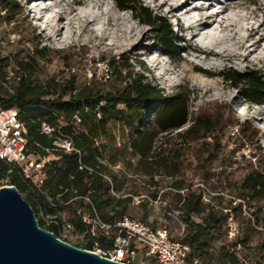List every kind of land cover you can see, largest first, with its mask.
Returning <instances> with one entry per match:
<instances>
[{
  "label": "rangeland",
  "instance_id": "rangeland-1",
  "mask_svg": "<svg viewBox=\"0 0 264 264\" xmlns=\"http://www.w3.org/2000/svg\"><path fill=\"white\" fill-rule=\"evenodd\" d=\"M17 1L20 13L3 11L0 18V54L9 57V85H14L16 76L23 72L21 60L28 62L26 74L32 72L37 82L74 76L83 85L94 78L108 77L109 61L124 55L150 86L141 100L122 104L120 114L111 122L117 135V150L104 156L96 148L87 152L88 165L82 167L80 175L69 176L45 197L38 195L37 188L44 178L43 171H23L35 188L28 185L27 192L21 194L36 201L34 211L41 227L58 231L56 221L60 222V215H56L54 204L63 191L65 202L75 191L93 192L91 197L105 214H109L116 201H121V210H117L121 215L129 214L153 227H165L172 238L184 239L187 225L179 210L180 191L172 183L182 180L196 189L204 182L199 164L205 154L208 122L200 113L202 108L216 101L227 102L241 121L250 119L255 123L264 145V105L247 99L241 88L231 85L223 76L230 69L264 74V0L256 4L251 0H140L155 15L171 23L178 41L175 59L159 46L153 27L135 18L130 10L120 9L115 0ZM205 6L210 9H204ZM56 14L63 19L53 24L51 20L58 17ZM208 15L217 19L215 24H202ZM211 33L216 40H212ZM44 46V58H29ZM190 46H211L229 56L204 54L197 58ZM186 61L204 65L209 74L189 79ZM231 132L237 133L232 128ZM148 133L151 136L144 138ZM234 147V140L224 136L211 168L213 180L223 190V197L217 202L224 206L236 196L239 183L250 171V147L233 156ZM52 154L54 157L49 158ZM32 159L50 163L58 157L51 152ZM9 173L10 170H0V187L9 184ZM105 176L112 178L116 194ZM204 200L208 202L210 198ZM249 206L256 218L239 217L240 234L230 237L237 243L232 251L244 264L264 263V200ZM192 215L200 220L196 213ZM255 223H260L257 228ZM59 228L65 239L85 248V224L79 223L72 229L60 223ZM141 260L142 254L138 253L136 262Z\"/></svg>",
  "mask_w": 264,
  "mask_h": 264
},
{
  "label": "trees",
  "instance_id": "trees-1",
  "mask_svg": "<svg viewBox=\"0 0 264 264\" xmlns=\"http://www.w3.org/2000/svg\"><path fill=\"white\" fill-rule=\"evenodd\" d=\"M115 1L120 9L130 10L135 18L153 27L156 40L164 53L174 59L177 57L178 41L167 19L155 15L140 0ZM251 1L254 4L258 2ZM0 5V18L3 11L14 14L21 11L17 0H0ZM261 9L264 12V6ZM46 49L45 46L37 48L29 58H44ZM19 64L23 72L16 76L14 85H9V57L0 54V106L4 109L16 108L19 118L26 123L29 154L48 156L52 152L58 157V160L45 163L42 167L44 181L37 188L38 195L46 197L48 192L57 190L69 176L82 173V167L88 165L85 157L87 152L96 148L98 154L104 156L117 150V135L111 122L120 114L122 104H133L141 100L150 86L144 82L141 73L132 69L129 57L124 55L109 61L108 77L94 78L83 85H79L74 76L68 80L53 78L40 83L32 77V72L26 74L29 71L28 62L21 60ZM223 76L228 83L241 88L247 99L264 105V74L254 70L242 72L230 69ZM200 113L207 119L208 125L205 131V154L200 158L199 169L203 170L202 180L210 188L211 192L207 194L210 200L206 202L203 192L194 189L192 184L182 180L172 183V187L180 191L179 210L187 225V236L181 241L191 248V264H244L240 262L237 253L232 251L237 243L230 239L228 217L231 211L238 223L240 216L255 220L256 215L252 214L249 204L264 200V145L259 139L260 130L250 119L241 121L227 102H213L202 108ZM44 124L53 127L54 132H46ZM234 127L238 128V132L233 135L231 128ZM224 136L235 142L233 156L246 146L250 147V171L239 183L236 196L230 198L226 206L217 202L219 197H223V190L218 181L213 180L211 170L217 159L215 151H218L217 147ZM63 138L73 142V151L66 152L56 145L55 142ZM241 156L246 158L245 154ZM0 170L3 173L10 170L9 184L15 185L20 193L27 192L29 186L34 185L25 178L23 169L18 165L0 160ZM216 189L219 190L214 191ZM181 190L185 192L181 193ZM90 194L93 196V192ZM25 199L34 209L36 201L31 196ZM244 205L247 206L246 211ZM111 211L117 212V209L112 208ZM192 213H196L200 220H195ZM257 224L256 228L260 223ZM240 229L239 223V233L235 237L240 234ZM85 248H88V244Z\"/></svg>",
  "mask_w": 264,
  "mask_h": 264
},
{
  "label": "built area",
  "instance_id": "built-area-1",
  "mask_svg": "<svg viewBox=\"0 0 264 264\" xmlns=\"http://www.w3.org/2000/svg\"><path fill=\"white\" fill-rule=\"evenodd\" d=\"M232 129L234 133L238 132L237 127ZM44 130L48 133L54 132V128L48 124H44ZM27 135L26 123L19 118L18 110L16 108L4 109L0 106V160L7 164L18 165L26 173H29L31 168L42 172L45 162L33 161V155L27 152ZM55 143L66 152L75 149L73 142L68 138ZM105 177L113 193L116 194L112 178ZM43 181L41 178L40 182L43 183ZM197 188L203 192L204 199L208 201L207 194L211 192L209 186L201 182ZM184 191L181 190L183 193ZM63 194L64 191L57 196L54 204L57 207L56 215H60V222L56 221L57 232L60 235L53 232L60 239L70 242L63 237L59 228L60 223L75 229L76 225L81 222L86 225L84 235L88 238V249L111 260L126 264H191L189 244L172 238L167 228L153 227L143 220L129 214L121 215L116 211L111 212V215H106L103 209L97 207L91 194H78L75 191V194L66 202L62 198ZM246 208L247 206L244 205V209ZM228 225L229 236L235 237L239 233V224L231 211ZM138 253L142 254V260L136 262Z\"/></svg>",
  "mask_w": 264,
  "mask_h": 264
},
{
  "label": "water",
  "instance_id": "water-1",
  "mask_svg": "<svg viewBox=\"0 0 264 264\" xmlns=\"http://www.w3.org/2000/svg\"><path fill=\"white\" fill-rule=\"evenodd\" d=\"M0 264H126L60 239L40 226L13 184L0 187Z\"/></svg>",
  "mask_w": 264,
  "mask_h": 264
},
{
  "label": "bare ground",
  "instance_id": "bare-ground-1",
  "mask_svg": "<svg viewBox=\"0 0 264 264\" xmlns=\"http://www.w3.org/2000/svg\"><path fill=\"white\" fill-rule=\"evenodd\" d=\"M196 2V1H193ZM161 6V5H160ZM204 9H210L209 6H205L203 7ZM58 17L54 20L52 19L51 21H53V24H56L60 19V14H56ZM205 21L202 23L205 26L208 25H212L215 24L217 19H214L212 16L208 15L205 17ZM212 40H216V35H214L213 33L210 34ZM194 37V35H192V38ZM191 49V51H193V54H195V56L197 58L201 57L202 55H206V56H218L221 58H228L229 54L225 53L223 50H218V49H211V46H206V47H189ZM185 73L188 76L189 79H197L199 77H203L209 74V70L202 64L198 63V62H192V61H186V65H185ZM147 136H151L150 133H148L147 135L145 134L143 137H147ZM54 157V155H50L49 158Z\"/></svg>",
  "mask_w": 264,
  "mask_h": 264
},
{
  "label": "crops",
  "instance_id": "crops-1",
  "mask_svg": "<svg viewBox=\"0 0 264 264\" xmlns=\"http://www.w3.org/2000/svg\"><path fill=\"white\" fill-rule=\"evenodd\" d=\"M179 206H180V204H179ZM112 208H116L117 210H121V201H116L115 204L112 205ZM111 210H112V209H111ZM111 212H112V211H110L109 214L106 213V215H111Z\"/></svg>",
  "mask_w": 264,
  "mask_h": 264
}]
</instances>
